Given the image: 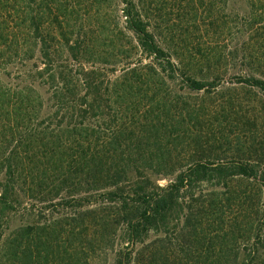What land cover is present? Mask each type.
Returning a JSON list of instances; mask_svg holds the SVG:
<instances>
[{"label":"rangeland","instance_id":"1","mask_svg":"<svg viewBox=\"0 0 264 264\" xmlns=\"http://www.w3.org/2000/svg\"><path fill=\"white\" fill-rule=\"evenodd\" d=\"M38 1H42L39 8L53 34L50 43L56 47L59 64L67 59L66 42L84 44L107 76L121 73L125 57L134 55L137 62L132 35L120 29L118 0ZM148 2L152 29L156 34L161 31L162 45L177 55L175 59L188 74L213 81L217 87L211 92H190L183 89L181 78L168 81L150 76L112 95L111 101L103 99L99 125L109 131L114 123H123L132 132L127 137L132 144L124 154L152 156L150 163L164 168L155 177L160 185L172 180L180 164L193 155L223 160L263 158L264 96L239 82L245 75L259 76L264 70L255 57L264 52V0ZM8 81L12 87L24 85L15 72ZM45 90L41 89L43 108L34 106L40 117L49 112ZM58 135L71 141L77 137L67 132ZM45 159L29 167L27 160L22 161L23 205L11 216L9 231L33 226L37 264H113L119 242L112 222L115 208L82 204L81 175H70L67 184L73 191L67 192L64 184H58V163ZM262 201L260 184L245 177L228 179L217 187L202 184L187 204L177 231L150 233L133 248L130 264H240L258 228ZM47 239L51 244L44 247ZM26 244L25 237L23 254ZM220 250L237 258L218 260ZM22 262L26 264L25 258Z\"/></svg>","mask_w":264,"mask_h":264},{"label":"trees","instance_id":"2","mask_svg":"<svg viewBox=\"0 0 264 264\" xmlns=\"http://www.w3.org/2000/svg\"><path fill=\"white\" fill-rule=\"evenodd\" d=\"M118 1L120 29L132 35L138 57L137 62L134 55L125 57L121 73L113 77L103 74L89 49L77 42H66L67 59L64 64L57 62L56 47L50 43L53 34L39 8L42 1L0 0V264H23L24 258L26 264H37L33 226H17L10 232L9 223L23 205L22 161L27 160L26 167L38 166L45 158L44 162L58 163V184H64L67 192L73 191L68 189L70 175H81L82 204L115 208L112 222L119 242L113 264H130L133 248L150 233L176 232L187 204L202 184L217 187L235 177L255 180L263 190V201L258 228L240 264H264V157L223 160L193 155L180 164L172 180L160 185L155 177L162 175L164 168L154 167L152 156L124 154L132 144L127 139L132 132L123 123H114L109 131L99 125L103 99L111 101L112 95L150 76L168 81L181 78L183 89L190 92H211L217 87L213 81L188 74L175 59L177 55L162 45L161 31L156 34L152 29L148 0ZM261 42L264 51V34ZM255 57L264 65V52ZM13 72L24 85L9 84ZM239 83L264 96V70L259 76L245 75ZM41 89L48 93L49 112L44 117L34 111L35 105L36 109L44 106ZM66 132L77 137L74 141L60 139L58 134ZM50 244L47 239L44 247ZM228 256L237 258V254L220 250L217 259Z\"/></svg>","mask_w":264,"mask_h":264}]
</instances>
